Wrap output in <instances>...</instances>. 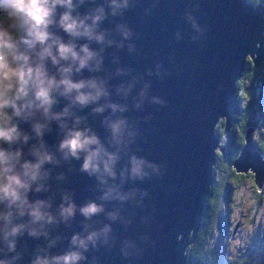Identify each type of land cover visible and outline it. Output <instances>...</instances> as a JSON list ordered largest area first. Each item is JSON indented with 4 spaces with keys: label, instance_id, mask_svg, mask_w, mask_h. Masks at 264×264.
I'll return each mask as SVG.
<instances>
[{
    "label": "water",
    "instance_id": "1",
    "mask_svg": "<svg viewBox=\"0 0 264 264\" xmlns=\"http://www.w3.org/2000/svg\"><path fill=\"white\" fill-rule=\"evenodd\" d=\"M117 24L130 30L129 39H121ZM101 28L113 43L92 45L103 49L101 70L94 75L106 81L109 95L100 103L116 104L125 111L113 115L106 109L97 115L90 106L75 114L109 151L117 149L109 147L102 121L105 117L126 120L132 136L119 148L116 179L108 181L124 199L101 200V186L80 171L81 161L69 159L51 166L48 192L41 198L51 200L55 214L61 197L68 196L77 212L67 223L50 226L48 240L20 239L23 264L49 240H56L49 254H63L72 235L106 225L111 229L108 244L89 249L84 264H193L187 249L201 227L214 181L215 152L224 153L235 85L247 60L255 69L264 61V6L253 7L246 0H130L121 16L109 17ZM220 119L224 120L222 144L215 134ZM44 139L55 151L60 136L54 125ZM132 156L152 162L158 173L142 180L125 173L121 179V170ZM232 168L237 174H251L257 191L264 188V154L256 150L250 127ZM89 202L104 211L85 219L78 210Z\"/></svg>",
    "mask_w": 264,
    "mask_h": 264
},
{
    "label": "clouds",
    "instance_id": "2",
    "mask_svg": "<svg viewBox=\"0 0 264 264\" xmlns=\"http://www.w3.org/2000/svg\"><path fill=\"white\" fill-rule=\"evenodd\" d=\"M89 4L95 6L79 11ZM129 4L130 0H0V264H23L20 239L48 240L50 226L67 223L76 214L68 196L61 197L55 214L51 200L41 198L48 192L51 166L69 159L81 161L80 171L101 186V200L124 199L108 181L116 179L119 148L132 136L126 120L102 121L109 147L117 149L109 151L90 128L82 126L75 111L90 106L97 115L106 109L113 115L125 111L100 103L109 95L106 81L94 75L101 70L103 49L92 45H112L101 25L109 17L121 16ZM188 20L198 31L192 18ZM115 31L123 40L131 36L123 24L115 25ZM53 125L60 136L55 151L44 139ZM158 171L152 162L132 156L120 175L142 180ZM78 211L89 219L104 209L89 202ZM110 231L106 225L85 235L74 234L69 250L59 255L49 254L56 244L49 240L34 250L28 264H84L89 249L108 244ZM121 255L127 258L123 250Z\"/></svg>",
    "mask_w": 264,
    "mask_h": 264
},
{
    "label": "trees",
    "instance_id": "3",
    "mask_svg": "<svg viewBox=\"0 0 264 264\" xmlns=\"http://www.w3.org/2000/svg\"><path fill=\"white\" fill-rule=\"evenodd\" d=\"M246 1L253 7L259 5L264 6V0ZM247 61L246 73L242 76V80L236 83L233 94L235 108L232 113L231 141L225 142L224 155L218 153L216 155L217 162L213 168V175L216 179L214 178L213 187L210 189L204 214H202V225L197 233L195 244L189 246L187 249L188 259H191L193 264H222L224 260V255H219L214 248L213 233L214 230L217 231L222 226V214L225 209L223 206L224 200L230 197L233 191L236 189L239 190L242 187H240V180L244 181V178L249 177V180L253 183L251 174L245 176L238 175L231 166L244 145V134L247 128L250 127L253 129V143L256 149L262 155L264 154V123L262 126H257L261 124L259 120L262 119V115H260L258 110L260 108L259 105L264 100V61L260 63L258 69H255L249 60ZM223 130L224 121H221L215 131L219 139L222 137ZM254 133L257 136L256 138L259 137L257 140L253 138ZM220 175L222 177L218 179ZM256 194L257 202L264 201V194L262 195L261 191L258 190ZM224 217L225 219L228 218L226 215ZM252 241L253 248L256 243L253 239ZM252 252L253 254H247L246 257L244 256L240 260L231 263L226 261L227 263L224 264H264V255L262 253H256L254 249H252ZM213 254H217V258L213 259Z\"/></svg>",
    "mask_w": 264,
    "mask_h": 264
},
{
    "label": "rangeland",
    "instance_id": "4",
    "mask_svg": "<svg viewBox=\"0 0 264 264\" xmlns=\"http://www.w3.org/2000/svg\"><path fill=\"white\" fill-rule=\"evenodd\" d=\"M244 73H246V71ZM259 107L260 108L258 111L260 115H262V119L259 120L261 124H258V127L262 126L264 123V100L262 101V104L259 105ZM221 121L224 120L220 119L217 126L215 127V131L219 127ZM232 123L233 119L231 121L229 130L232 128ZM256 137L257 136L254 133L253 138ZM258 138L254 140H257ZM220 140V143L222 144V137ZM240 181V187H242L239 190L236 189L233 191L231 196L226 198L225 202H223V206H226V209L223 211V215H227L228 218H231L230 224H232V227L228 229L227 233H220L219 229L221 227L217 229L218 232L214 230L213 233L214 248L219 253V255H224L222 264L227 262H235L244 256L246 257L247 254H253L252 249H254L256 253H262L264 255V201L257 202V189L249 179ZM227 207L229 210H231V212L225 213L227 211ZM228 222L229 221L224 217V221L222 223L227 224ZM237 224L239 226L235 231ZM252 239L256 243L253 248Z\"/></svg>",
    "mask_w": 264,
    "mask_h": 264
},
{
    "label": "flooded vegetation",
    "instance_id": "5",
    "mask_svg": "<svg viewBox=\"0 0 264 264\" xmlns=\"http://www.w3.org/2000/svg\"><path fill=\"white\" fill-rule=\"evenodd\" d=\"M230 130H231V129H230ZM230 130H229V132H228V139L226 140L227 142H228V141H231V140H230V133H231ZM220 141H221V140H220ZM227 142H226V143H227ZM224 151H225V150H224ZM222 155H224V153H223ZM216 162H217V159H216ZM215 164H216V163H215ZM238 175H243V174H238ZM244 176H245V175H244ZM221 177H222V176L220 175V176L218 177V179H220ZM214 178H215V176H214ZM215 179H216V178H215ZM238 179H239V178H238ZM244 179H245V180H246V179H249V177L244 178ZM213 183H214V181H213ZM212 187H213V185L211 186V188H212ZM211 188H210V189H211ZM209 194H210V192H209ZM261 194L263 195V194H264V191H263V192L261 191ZM261 197H263V196H261ZM224 201H225V200H224ZM225 209H226V206H225ZM227 211H228V212H231V210H229V208L227 209ZM203 214H204V213H203ZM226 216H227V215H226ZM226 220H228L229 222H228L227 224H223V223H222V226H221V228L219 229L220 233H222V232H226V233H227L228 229L232 227V224H230V222H231V218L229 217V218L226 219ZM223 221H224V215L222 214V222H223ZM238 226H239V225L237 224L236 227H235V231L238 229ZM193 244H195V242H194ZM193 244H192V245H193ZM192 245H190V246H192ZM214 256H215V257H214ZM212 257H213V259L217 258V254H213Z\"/></svg>",
    "mask_w": 264,
    "mask_h": 264
},
{
    "label": "bare ground",
    "instance_id": "6",
    "mask_svg": "<svg viewBox=\"0 0 264 264\" xmlns=\"http://www.w3.org/2000/svg\"><path fill=\"white\" fill-rule=\"evenodd\" d=\"M252 133H253V129H252ZM252 140H253V139H252ZM254 145H255V144H254ZM255 148H256V146H255ZM224 150H225V146H224ZM256 150H257V149H256ZM257 151L259 152V150H257ZM217 153H218V154H221L218 150L215 152V154L217 155ZM239 153H240V152H239ZM238 156H239V155H238ZM237 159H238V157H237ZM237 159H236V160H237ZM236 160H235V161H236ZM235 161H234V162H235ZM234 162H233V163H234ZM215 163H216V157H215ZM215 163H214V165H215ZM233 163H232V165H233ZM214 165H213V168H214ZM232 165H231V166H232ZM210 188H211V187H210ZM255 188H256V187H255ZM263 190H264V189H263ZM263 190H262V191H263ZM197 233H198V232H197ZM188 248H189V247H188Z\"/></svg>",
    "mask_w": 264,
    "mask_h": 264
}]
</instances>
